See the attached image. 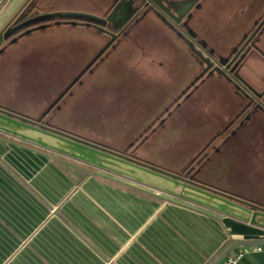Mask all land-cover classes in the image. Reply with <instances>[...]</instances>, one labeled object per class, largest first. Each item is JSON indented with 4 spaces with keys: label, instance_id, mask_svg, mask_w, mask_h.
<instances>
[{
    "label": "rangeland",
    "instance_id": "1",
    "mask_svg": "<svg viewBox=\"0 0 264 264\" xmlns=\"http://www.w3.org/2000/svg\"><path fill=\"white\" fill-rule=\"evenodd\" d=\"M8 1L0 0V8ZM111 2L39 0L35 13L40 17L54 13L101 17ZM263 8L264 0H210L196 14L193 28L209 47L222 54L249 29ZM65 24L64 21L58 27L47 25L42 32L35 28L36 35L12 47L0 59V105L6 107L1 108L39 119L60 97L61 88H26L21 83L28 79L30 83H58L52 80L61 79L62 74L67 80L93 57L104 41L98 37V31ZM261 49L264 52V40ZM34 58L46 61L38 63V70L43 73L22 79V59ZM30 63L31 71L34 65ZM98 64L92 74L83 75V84L74 87L58 107L67 103L66 106L55 111V117L49 114L50 118L45 120L71 135L127 155L132 153L139 160L177 174L183 173L193 157L208 148L201 151L212 158L206 171L190 169L186 173L229 193H245L264 205V124L252 126L235 140H227L234 126L228 127L230 133L219 136L239 108H234L236 98L229 87L218 79L202 87L157 133L146 132L150 134L147 141L139 142V133L165 107L173 106L198 72L188 49L172 32L146 21ZM244 74L257 89L264 88L263 61L249 58ZM241 172L250 175V183L238 182Z\"/></svg>",
    "mask_w": 264,
    "mask_h": 264
},
{
    "label": "crops",
    "instance_id": "2",
    "mask_svg": "<svg viewBox=\"0 0 264 264\" xmlns=\"http://www.w3.org/2000/svg\"><path fill=\"white\" fill-rule=\"evenodd\" d=\"M35 150L0 133V264H213L230 239L242 238L214 214L158 191L170 187L163 180L137 183ZM249 176L241 172L238 182ZM231 255H240L236 264H264V246Z\"/></svg>",
    "mask_w": 264,
    "mask_h": 264
},
{
    "label": "flooded vegetation",
    "instance_id": "3",
    "mask_svg": "<svg viewBox=\"0 0 264 264\" xmlns=\"http://www.w3.org/2000/svg\"><path fill=\"white\" fill-rule=\"evenodd\" d=\"M38 1L23 0L21 2V0H9L1 6L0 11L3 13L0 14V59L5 56L9 49L18 46L26 38L36 35L34 34L37 31L35 28L42 32L47 25L54 24V27H58L64 21L68 27H83L94 32L98 31L97 33L100 34L98 37L104 40L101 42L93 57L74 76L69 77L67 80L64 79L65 76H62L59 80H52V82L58 83H51L50 81L46 83H30L29 79L21 83L26 88H28V85L42 86L49 90H58V88H61L62 93L60 97L41 115L44 120L47 117V119L50 118L49 114L54 115L53 117L56 116L55 111L57 112L60 108L58 106L64 101L66 96L70 95L74 87L83 84V75L86 73L92 74L98 67V63L107 58L110 50L115 49L119 42L127 39L130 32L139 30L146 21H152L156 25H161L165 29H168V31L172 32L183 42L193 61L198 66V72L191 80L189 86L173 101L171 104L173 106L171 108L168 106L165 107L162 114L155 117L152 123L139 133L138 139L142 138L139 141L141 144L148 140L150 134L157 133L165 125L167 120L174 117L190 100H193V96L202 87L206 86L209 81L215 79H218L229 87L233 96L236 98L234 108H239L236 115L226 123L227 126H225L224 131L219 132V136L230 133L232 130H229L228 127L234 126L235 129L229 134L227 140L230 141L233 138L235 140L249 128H252V126L258 125L259 123V125L264 124V88L261 90L257 89L244 74V69L247 67L249 58L264 62V52L261 49L262 40H264V8L257 17H254L249 29L241 34L237 42L229 50L218 54L198 36L193 28L196 14L202 11L205 3L210 0H112L106 13L99 17L103 21L90 25L86 21L77 20H62L58 24L56 21L37 22L35 19L40 17V15L35 13L38 8ZM183 2L185 4L178 6L181 18L178 22L172 20L173 18H170L168 10L173 12L172 7L177 3ZM3 6L4 8L2 9ZM115 8H117V11L112 16V19L107 21L106 18L112 14ZM41 27L43 28L40 29ZM133 38L135 39V37ZM29 61L33 62L34 66L32 68L34 70H29L31 67ZM29 61L22 59V66L25 65V68L19 72L23 76L22 79L35 78L40 75L41 71L39 72L38 70V63L40 65L41 63H46L42 58H39L38 61L37 58ZM162 115L163 118H159ZM156 122L157 124L152 126ZM148 131L150 134H145ZM140 143L139 145H141ZM206 149L208 148H204L201 151H206ZM201 151L193 157L188 168L179 174L181 177H185L187 170L190 169L200 172L206 171L212 158L207 157L208 153L205 154ZM189 173L193 174L191 172ZM196 177L198 176L196 175Z\"/></svg>",
    "mask_w": 264,
    "mask_h": 264
},
{
    "label": "water",
    "instance_id": "4",
    "mask_svg": "<svg viewBox=\"0 0 264 264\" xmlns=\"http://www.w3.org/2000/svg\"><path fill=\"white\" fill-rule=\"evenodd\" d=\"M183 4L185 2L175 4L172 7L173 12L168 10L170 18H173L172 20L178 22L181 18L178 6ZM116 11L117 8L106 20L112 19ZM64 19L86 21L88 25L103 21L99 17L80 13H54L39 17L35 21H56L58 24ZM0 133L10 135L13 138L40 148L42 151H35L47 157L56 155L53 159L59 162L69 164L64 159L68 158L74 162L86 164L93 169L105 170L116 174L118 177L121 176V178L133 179L137 183H141V177H153L167 182L170 187L158 186L157 190L196 207V211L214 214V218L224 228L228 229L229 236L242 237L241 239H230L231 244L213 264H219L239 247L264 246V205L209 186L193 174L186 173L185 177H181L177 173L139 160L132 153L127 155L102 144L57 129L47 120H44L43 116L39 119L28 118L1 107ZM88 171L90 174L98 175L95 171ZM109 179L117 181L113 178ZM157 197L160 198L161 196ZM161 198L167 200L165 197ZM168 201L172 202L169 199ZM244 237L249 239H243Z\"/></svg>",
    "mask_w": 264,
    "mask_h": 264
},
{
    "label": "built area",
    "instance_id": "5",
    "mask_svg": "<svg viewBox=\"0 0 264 264\" xmlns=\"http://www.w3.org/2000/svg\"><path fill=\"white\" fill-rule=\"evenodd\" d=\"M239 258H240V255H231L221 264H236Z\"/></svg>",
    "mask_w": 264,
    "mask_h": 264
},
{
    "label": "trees",
    "instance_id": "6",
    "mask_svg": "<svg viewBox=\"0 0 264 264\" xmlns=\"http://www.w3.org/2000/svg\"><path fill=\"white\" fill-rule=\"evenodd\" d=\"M231 244V241L229 240V242H228V244L225 246V248H224V250L229 246ZM223 250V251H224ZM222 251V252H223ZM229 256H231V253L227 256V257H225L219 264H221L223 261H225Z\"/></svg>",
    "mask_w": 264,
    "mask_h": 264
}]
</instances>
